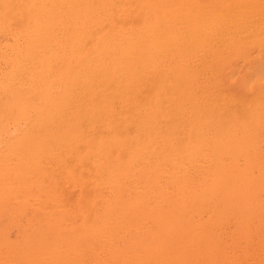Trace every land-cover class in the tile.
<instances>
[{
  "label": "bare ground",
  "instance_id": "bare-ground-1",
  "mask_svg": "<svg viewBox=\"0 0 264 264\" xmlns=\"http://www.w3.org/2000/svg\"><path fill=\"white\" fill-rule=\"evenodd\" d=\"M0 264H264V0H0Z\"/></svg>",
  "mask_w": 264,
  "mask_h": 264
}]
</instances>
